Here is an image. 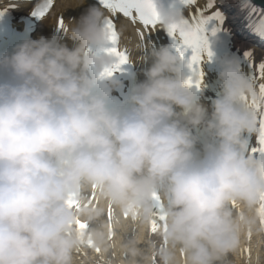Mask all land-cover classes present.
<instances>
[{"label": "clouds", "instance_id": "1", "mask_svg": "<svg viewBox=\"0 0 264 264\" xmlns=\"http://www.w3.org/2000/svg\"><path fill=\"white\" fill-rule=\"evenodd\" d=\"M85 3L62 0V8ZM154 4L167 32L188 20L177 0ZM108 19L94 4L65 25L75 47L41 37L0 54V264H73L85 243L102 244L104 225H93L104 209L89 200L93 192L144 224L164 218L159 264H230L248 232H264V152L251 144L264 93L225 56L209 112L176 46L141 41L130 53L151 66L115 104L124 83L108 51Z\"/></svg>", "mask_w": 264, "mask_h": 264}, {"label": "bare ground", "instance_id": "2", "mask_svg": "<svg viewBox=\"0 0 264 264\" xmlns=\"http://www.w3.org/2000/svg\"><path fill=\"white\" fill-rule=\"evenodd\" d=\"M21 0H7L4 2V6H15L13 9V15L15 17H20L23 14H28L29 10L31 8V5L28 3L21 4ZM247 1V0H246ZM239 3L238 5L234 4L232 0H215V7L214 9H225L228 12H233L234 9L239 10L238 13H231L229 19L226 18L222 22V28L225 31V33L231 35L233 43L230 45L231 52L230 53H218V56L227 55L230 56L231 53L236 49L243 53L245 55V60L253 67V65H260L264 64V49H260L257 47L256 43L254 42L253 38H250L249 35H246V33L242 32V25L241 22H239L237 19L241 16V11L246 7V3L243 0H237L235 3ZM17 6V7H16ZM84 7V8H83ZM86 10V3L78 8H69L67 11H63L62 8V0H59L56 2V5L51 12V17L48 16L45 19H43L39 23V34H36L33 39H40L41 37L46 38V35L48 34L47 39H52L54 37V34L56 32V19L57 17H61L65 25L69 23V21L72 20H78L79 17L85 12ZM208 28V27H207ZM63 31H67V28L65 27L64 30L61 31V38H65L66 36L63 34ZM208 42L209 37L206 33ZM250 54V57L249 55ZM204 60H206V53L204 54ZM217 66L219 67V63L217 62ZM245 73L249 74V70L247 67H242ZM258 75V73H257ZM257 83H264L263 80H257ZM214 90L209 94L210 97L215 100L221 92V86L220 84H216L213 86ZM205 106L209 109V112H211V106L208 105V103H205ZM255 137H252L251 144L252 147L255 146ZM122 215L125 218V221L127 222V225L125 228H123L122 231H116L114 230L109 224L106 226L104 233H105V239L102 244L99 246H96L94 243L89 244L85 243L77 252L74 253L73 257V264H106L105 261H101L99 259L105 258L108 254V251L110 247L118 246L121 240V235H132L129 236V246L127 247L129 254L128 257L131 258L134 261L137 262H143L146 260H149L151 258V247L148 246L146 242H143L140 245L136 246V255L132 254V250L134 247V244L132 245L131 241L134 238V235H136L139 232H145L147 230V224H143L141 222L138 223V226L135 224L134 219H132L130 216H128L126 213H122ZM158 217L156 218L155 222L157 223ZM260 221H257V225H259ZM157 235H159V232H156ZM163 243L161 238L158 236L157 239L154 241V257L157 263L159 264V257L156 255V251L160 247V245ZM86 245H91L95 247L94 249L86 248ZM256 245L259 247L262 251H264V232L253 230L251 232H248L243 238L240 248L235 254H229L227 257L228 262L230 264H264V254L260 259H257L252 252L253 246ZM99 249V251H97ZM87 250V254H86ZM178 258L182 259V254L178 253Z\"/></svg>", "mask_w": 264, "mask_h": 264}, {"label": "snow or ice", "instance_id": "3", "mask_svg": "<svg viewBox=\"0 0 264 264\" xmlns=\"http://www.w3.org/2000/svg\"><path fill=\"white\" fill-rule=\"evenodd\" d=\"M99 3L111 13V18L107 21V27L111 30V42L114 47L108 51L119 58V63L116 68L117 70H122L123 66L129 64L130 57L127 50L122 51L119 47L120 35L115 18L122 15L133 24L139 23L144 28L154 29L159 24L154 0H99ZM181 3L186 6L196 5L197 0H181ZM212 6L213 2L210 0L207 7L197 8L196 12L192 14L183 25L173 26L168 29V34L172 38L177 51L182 58L188 61V68L192 73V76L189 77L186 83L189 87L195 86L197 89L201 88L204 82V73L201 67L204 54L206 53L209 59H211L213 55L206 35L208 30L207 26L212 23V21H220L222 23V17L219 13L213 12L211 15H206V12L208 9H211ZM37 14L43 16L44 12H37ZM59 27L61 30L65 29V22L62 18L59 20ZM218 30L219 29H216L215 31ZM140 36L143 38L144 33L140 32ZM247 55L250 57V54ZM251 77L256 81L258 79L264 80V64L258 66L253 65V74ZM259 88L261 92L264 93V83H259ZM258 142L259 148L254 147L252 151L264 152V124L261 125V134ZM159 219L163 221L164 218L159 217ZM80 227L86 229L88 225L80 224ZM156 230V222L153 221L152 231L155 232ZM89 244H92V242L89 241ZM97 251H99V249H97Z\"/></svg>", "mask_w": 264, "mask_h": 264}, {"label": "water", "instance_id": "4", "mask_svg": "<svg viewBox=\"0 0 264 264\" xmlns=\"http://www.w3.org/2000/svg\"><path fill=\"white\" fill-rule=\"evenodd\" d=\"M264 7V0H253Z\"/></svg>", "mask_w": 264, "mask_h": 264}]
</instances>
